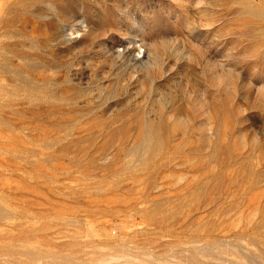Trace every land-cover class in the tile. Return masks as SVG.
I'll use <instances>...</instances> for the list:
<instances>
[{
  "label": "rangeland",
  "instance_id": "rangeland-1",
  "mask_svg": "<svg viewBox=\"0 0 264 264\" xmlns=\"http://www.w3.org/2000/svg\"><path fill=\"white\" fill-rule=\"evenodd\" d=\"M0 264H264V0H0Z\"/></svg>",
  "mask_w": 264,
  "mask_h": 264
}]
</instances>
